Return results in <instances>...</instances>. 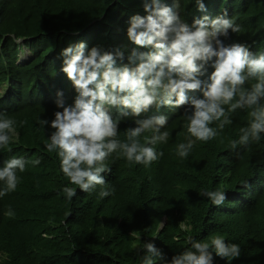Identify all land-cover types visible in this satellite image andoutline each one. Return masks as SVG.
I'll return each mask as SVG.
<instances>
[{"label": "trees", "instance_id": "obj_1", "mask_svg": "<svg viewBox=\"0 0 264 264\" xmlns=\"http://www.w3.org/2000/svg\"><path fill=\"white\" fill-rule=\"evenodd\" d=\"M203 2L216 11L207 15L227 9L240 26L225 41H249L264 25V0ZM179 3L182 20L205 15L195 0ZM141 11L142 0H0V90L27 102L16 107L9 100L0 115L16 121L9 145L0 147V167L12 157L27 161L24 172L17 170V189L0 197V264H143L146 241L170 260L191 248L189 237L210 242L216 235L238 244L241 256L215 257L214 264H264V133L258 142L231 148L252 119L251 109H237L232 123L207 142L190 136L184 112L171 116L161 129L169 132L168 141L154 145L163 152L158 160L145 166L118 153L108 157L112 171L102 175L114 192L105 198L99 197V185L86 193L71 184L56 152L46 150L54 129L39 123L47 113L31 101L52 82L65 83L61 50L79 41L90 48L89 40L107 50L127 45L125 21ZM25 49L30 56L18 62ZM122 127L117 139L125 141L128 129ZM151 135L141 134L140 142ZM188 139L194 146L182 158L178 145ZM35 159L40 163L33 164ZM64 187L76 189L71 200ZM217 190L227 196L221 206L201 195Z\"/></svg>", "mask_w": 264, "mask_h": 264}, {"label": "clouds", "instance_id": "obj_2", "mask_svg": "<svg viewBox=\"0 0 264 264\" xmlns=\"http://www.w3.org/2000/svg\"><path fill=\"white\" fill-rule=\"evenodd\" d=\"M195 5L205 15L189 23L181 19L179 0L171 4L142 0L144 11L125 21L127 45L107 50L89 40L90 48L79 41L61 50V71L65 74L59 75L65 83L52 82L47 91L40 89L38 99L31 103L44 105L47 116L39 123L54 129L45 142L46 150L56 152L62 173L79 190L87 193L99 185L100 198L113 194L114 189L107 186L102 175L111 173L106 161L113 153L145 166L158 160L163 152H157L154 145L166 143L170 135L161 129L171 116L181 112L186 115L190 136L207 142L232 123L231 114L237 109H251L252 119L240 129L239 139L231 141V148L261 139L264 25L253 31L249 41H225L230 32L240 31L227 9L211 16L207 14L216 11L206 8L203 0H195ZM29 56L25 49L18 62ZM2 93L0 90V115L7 113L9 100L16 107L27 105L14 92ZM15 123L12 118L0 117V147L9 145ZM213 124L216 126H210ZM121 125L128 129L125 141L117 139ZM145 132L152 135L142 144L139 137ZM193 146L194 141L188 139L178 145L177 154L187 157ZM26 163L24 157H12L0 167V181L4 182L0 197L17 189V170L24 172ZM32 163L39 164L40 160ZM243 186H248L247 182ZM63 192L69 200L76 195L72 187H64ZM201 195L215 206L227 199L219 190ZM188 239L191 248L170 260L153 241H146L143 251L148 255L143 257V264H155L157 259L162 264H214L215 257L231 261L241 256L238 244L226 243L219 235L210 242Z\"/></svg>", "mask_w": 264, "mask_h": 264}]
</instances>
